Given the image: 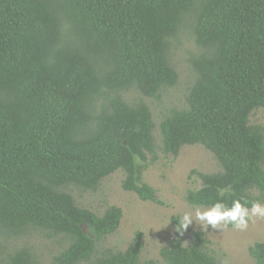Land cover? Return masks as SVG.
<instances>
[{
  "label": "trees",
  "instance_id": "16d2710c",
  "mask_svg": "<svg viewBox=\"0 0 264 264\" xmlns=\"http://www.w3.org/2000/svg\"><path fill=\"white\" fill-rule=\"evenodd\" d=\"M182 32L200 50L195 80L185 107L163 116L160 149L176 158L202 146L217 161L187 192L191 206L264 204V127L250 122L264 110V0H0V264H43L32 247L5 244L39 231L65 240L54 264H155L142 260L140 231L125 251L102 248L123 211L98 215L72 192H97L123 171L126 191L158 202L143 181L158 148L153 114L128 94L158 99L177 85ZM208 244L197 231L161 257L219 264ZM249 254L264 264V242Z\"/></svg>",
  "mask_w": 264,
  "mask_h": 264
},
{
  "label": "rangeland",
  "instance_id": "374dc122",
  "mask_svg": "<svg viewBox=\"0 0 264 264\" xmlns=\"http://www.w3.org/2000/svg\"><path fill=\"white\" fill-rule=\"evenodd\" d=\"M199 52L192 36L182 32L173 47L177 85L163 91L158 99L145 98L136 91L128 94L129 101L143 100L153 114L158 148L154 156H147L143 181L155 190L158 202L143 201L138 194L126 191L123 188L126 179L123 171H117L105 179L97 192L74 190L72 194L80 206L98 215L112 206L123 211L119 230L103 242L102 248L125 251L140 231L144 234L145 244L142 260L165 264L161 257L164 247L176 238L190 246L194 241V233L202 231L209 241L210 252L219 264H257L250 256L249 248L256 242H264V218H256L255 223L250 222L245 230L227 226L215 230L211 226L202 229L193 222L183 235L175 231L178 219L185 212L197 208L187 202L186 195L188 191L202 187L198 174H211L220 170L214 156L202 146H186L176 158L165 155L160 149V123L168 111L185 107L188 89L195 80L191 59ZM250 122L264 127V110H256ZM5 244L8 251L25 245L32 247L43 264H54V258L66 247L62 238L40 231L20 238L12 236L6 239Z\"/></svg>",
  "mask_w": 264,
  "mask_h": 264
},
{
  "label": "clouds",
  "instance_id": "9594fccd",
  "mask_svg": "<svg viewBox=\"0 0 264 264\" xmlns=\"http://www.w3.org/2000/svg\"><path fill=\"white\" fill-rule=\"evenodd\" d=\"M221 195H223V190ZM248 203L247 200L242 203L240 199H235L231 207L222 201H217L211 207L204 209L197 207L194 211L185 212L178 219L175 231L183 235L193 222L202 229L211 226L215 230L222 226L232 225L235 229L245 230L250 222L255 223L256 218H264V204L253 201L249 208Z\"/></svg>",
  "mask_w": 264,
  "mask_h": 264
}]
</instances>
